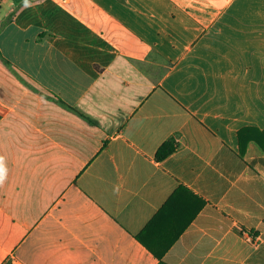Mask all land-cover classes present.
<instances>
[{
    "label": "crops",
    "instance_id": "obj_1",
    "mask_svg": "<svg viewBox=\"0 0 264 264\" xmlns=\"http://www.w3.org/2000/svg\"><path fill=\"white\" fill-rule=\"evenodd\" d=\"M0 56V264H264V0H0Z\"/></svg>",
    "mask_w": 264,
    "mask_h": 264
},
{
    "label": "trees",
    "instance_id": "obj_2",
    "mask_svg": "<svg viewBox=\"0 0 264 264\" xmlns=\"http://www.w3.org/2000/svg\"><path fill=\"white\" fill-rule=\"evenodd\" d=\"M0 59L3 62V64L12 72V74H14L25 85L31 88V85L25 79H23V77L21 76V73H19V71H17L16 68L13 67L11 63L3 59L1 56H0ZM43 96H45L46 98H50L53 102L57 103L58 105L64 108L73 110L70 107L66 106L61 100H59L55 96L48 95L44 92H43ZM261 138L262 137H255V141L259 145L264 146V142H262ZM177 147H178V143L176 142L174 137L171 136L167 138L164 142L161 143V145L156 150L155 155H154L155 160L157 162L162 161L167 156L175 152ZM183 191L188 193V190L186 188L180 186L176 190V192L170 197L167 203L161 208V210L145 226V228L141 231V233H139L136 236L137 241L141 243L157 259H160L162 255L169 249V247L176 241L180 233L188 226V224L191 222V220L195 216L199 205H201V201L195 198L198 201V207L191 214L187 215L183 220L178 221L171 235H169L167 239L164 238V232L160 231V225L163 223L164 221L163 219L166 218L168 211L172 206L175 195L178 192H183Z\"/></svg>",
    "mask_w": 264,
    "mask_h": 264
},
{
    "label": "clouds",
    "instance_id": "obj_3",
    "mask_svg": "<svg viewBox=\"0 0 264 264\" xmlns=\"http://www.w3.org/2000/svg\"><path fill=\"white\" fill-rule=\"evenodd\" d=\"M6 170L2 163V158H0V183H2L5 179Z\"/></svg>",
    "mask_w": 264,
    "mask_h": 264
},
{
    "label": "built area",
    "instance_id": "obj_4",
    "mask_svg": "<svg viewBox=\"0 0 264 264\" xmlns=\"http://www.w3.org/2000/svg\"><path fill=\"white\" fill-rule=\"evenodd\" d=\"M243 236L246 240H251V236L247 233H243Z\"/></svg>",
    "mask_w": 264,
    "mask_h": 264
}]
</instances>
